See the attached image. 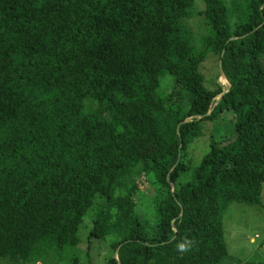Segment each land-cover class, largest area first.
I'll return each mask as SVG.
<instances>
[{
	"label": "trees",
	"instance_id": "1",
	"mask_svg": "<svg viewBox=\"0 0 264 264\" xmlns=\"http://www.w3.org/2000/svg\"><path fill=\"white\" fill-rule=\"evenodd\" d=\"M232 3L234 19L204 0L198 46L194 0H0V264H56L87 223L88 249L117 237L106 264L227 257V207L264 206V0ZM209 52L230 87L207 116L224 93L205 86ZM225 113L234 132L191 168Z\"/></svg>",
	"mask_w": 264,
	"mask_h": 264
},
{
	"label": "rangeland",
	"instance_id": "2",
	"mask_svg": "<svg viewBox=\"0 0 264 264\" xmlns=\"http://www.w3.org/2000/svg\"><path fill=\"white\" fill-rule=\"evenodd\" d=\"M225 1L234 19L236 12L233 9L232 0ZM203 8L204 0H194L191 11L193 17L187 21V27L193 33L194 40L198 46L201 39L209 32L207 23L199 14V11L203 10ZM200 70L204 76L207 89L215 90L218 87H222L224 91H228L230 85L227 80L226 82L222 81L223 76L220 75V59L218 55L209 52ZM168 79L170 78L166 77L164 79V84H162L160 90L161 94L165 92L163 87ZM202 127L203 133L201 137L189 146L187 157L184 159V162L190 164L191 168H195L201 163L204 156L210 151V145L213 140L231 136L234 132V118L231 113H225L218 116L214 121L204 122ZM136 174L138 175V173ZM190 176L191 172H188L180 178V181L185 182ZM136 181L139 184L144 182L137 211L144 218L152 219L155 214V192L146 184V177H144L143 173H140ZM262 196L264 203V191ZM86 222H90V220L87 219ZM76 225L77 223L74 222V227ZM223 226L225 240L228 245V255L217 264H244L253 261L264 264V206H250L233 202L227 207L223 215ZM90 228L91 225L87 223L85 227L80 229V245L70 251H66L62 258L56 261V264H106L110 257L116 256L112 248L113 242L117 239L116 236L107 238L105 242L95 241L91 244V249H88L89 243L86 236ZM47 264H52V262L49 261Z\"/></svg>",
	"mask_w": 264,
	"mask_h": 264
},
{
	"label": "water",
	"instance_id": "3",
	"mask_svg": "<svg viewBox=\"0 0 264 264\" xmlns=\"http://www.w3.org/2000/svg\"><path fill=\"white\" fill-rule=\"evenodd\" d=\"M220 75L224 77L223 69H222V62H221V61H220ZM225 93H227V91H224V93H223L220 97L217 98L218 100H217L216 104L213 106L212 110L207 114V116L210 115V114L213 112L214 108H215V107L217 106V104L221 101V99H222V97H223V95H224ZM201 118H203V117H200V119H201ZM116 255H117V254H116Z\"/></svg>",
	"mask_w": 264,
	"mask_h": 264
},
{
	"label": "bare ground",
	"instance_id": "4",
	"mask_svg": "<svg viewBox=\"0 0 264 264\" xmlns=\"http://www.w3.org/2000/svg\"><path fill=\"white\" fill-rule=\"evenodd\" d=\"M222 81H223V82H226V79L223 77V78H222Z\"/></svg>",
	"mask_w": 264,
	"mask_h": 264
},
{
	"label": "clouds",
	"instance_id": "5",
	"mask_svg": "<svg viewBox=\"0 0 264 264\" xmlns=\"http://www.w3.org/2000/svg\"><path fill=\"white\" fill-rule=\"evenodd\" d=\"M182 247V246H181Z\"/></svg>",
	"mask_w": 264,
	"mask_h": 264
}]
</instances>
